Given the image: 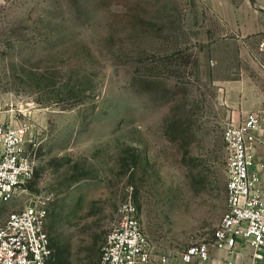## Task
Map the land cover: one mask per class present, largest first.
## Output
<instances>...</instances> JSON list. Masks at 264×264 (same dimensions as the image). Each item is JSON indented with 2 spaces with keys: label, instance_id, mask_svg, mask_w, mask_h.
Listing matches in <instances>:
<instances>
[{
  "label": "rangeland",
  "instance_id": "rangeland-1",
  "mask_svg": "<svg viewBox=\"0 0 264 264\" xmlns=\"http://www.w3.org/2000/svg\"><path fill=\"white\" fill-rule=\"evenodd\" d=\"M262 40L264 0H0V121L32 125L34 163L0 224L39 203L48 264H101L132 201L150 264H183L225 212L222 134Z\"/></svg>",
  "mask_w": 264,
  "mask_h": 264
},
{
  "label": "built area",
  "instance_id": "built-area-1",
  "mask_svg": "<svg viewBox=\"0 0 264 264\" xmlns=\"http://www.w3.org/2000/svg\"><path fill=\"white\" fill-rule=\"evenodd\" d=\"M264 51V40L260 43ZM32 125L0 121V210L33 173V161L25 153ZM264 132V109L251 110L239 122H229L222 134L226 208L209 240L191 243L180 254L183 263L208 261L212 249L232 252L238 241L251 248L242 264L264 260V181L249 167L252 149ZM47 211L31 203L9 213L0 224V264H48L50 248L45 230ZM152 247L132 201L118 209V217L102 250L101 264H150ZM167 264V257L161 258ZM228 264H233L229 262Z\"/></svg>",
  "mask_w": 264,
  "mask_h": 264
},
{
  "label": "crops",
  "instance_id": "crops-1",
  "mask_svg": "<svg viewBox=\"0 0 264 264\" xmlns=\"http://www.w3.org/2000/svg\"><path fill=\"white\" fill-rule=\"evenodd\" d=\"M258 73L262 79H256V82L248 83L246 86L240 84L238 88L242 100L236 104L232 111L234 123L243 119L251 110L264 109V59L257 64ZM259 80V81H258ZM244 83L243 79L240 80ZM244 81H249L244 80ZM258 141L252 149L250 171L258 175L264 181V132L262 130L256 132ZM1 219V218H0ZM251 254V248L242 241H238L234 250L228 252L225 250L212 249L209 253V259L203 263H183V264H242ZM258 264H264V260Z\"/></svg>",
  "mask_w": 264,
  "mask_h": 264
},
{
  "label": "trees",
  "instance_id": "trees-1",
  "mask_svg": "<svg viewBox=\"0 0 264 264\" xmlns=\"http://www.w3.org/2000/svg\"><path fill=\"white\" fill-rule=\"evenodd\" d=\"M59 256V255H58Z\"/></svg>",
  "mask_w": 264,
  "mask_h": 264
}]
</instances>
